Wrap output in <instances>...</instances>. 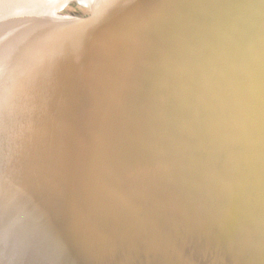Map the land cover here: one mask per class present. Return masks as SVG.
Segmentation results:
<instances>
[{"label": "bare ground", "instance_id": "6f19581e", "mask_svg": "<svg viewBox=\"0 0 264 264\" xmlns=\"http://www.w3.org/2000/svg\"><path fill=\"white\" fill-rule=\"evenodd\" d=\"M101 1L66 47V82L53 73L76 80L55 136L74 178L45 200L103 246L92 264H264V0ZM55 24L27 38L72 43ZM109 26L114 51L88 78L80 46ZM127 194L133 218L115 200Z\"/></svg>", "mask_w": 264, "mask_h": 264}, {"label": "rangeland", "instance_id": "374dc122", "mask_svg": "<svg viewBox=\"0 0 264 264\" xmlns=\"http://www.w3.org/2000/svg\"><path fill=\"white\" fill-rule=\"evenodd\" d=\"M95 1L96 4H94V8L92 9L88 3L85 5L78 0H0V78L3 75L9 74L11 70L13 71L12 68L15 67L14 64L16 62L20 63L32 56L37 57L39 60L45 57L43 59L45 60L44 63L50 62L51 64L58 65L59 70L56 68L58 72L63 65L69 64L71 66L69 62L71 57L67 55L69 51L66 47H72L73 41L76 40L74 32L83 34V31L93 27L87 20L79 18H89L93 12H96L95 18L92 21L96 23L104 15L102 11H97L99 5L103 4L102 1ZM169 1L165 0L168 4L162 3V6L165 3L163 8L169 5ZM37 4L39 6L46 4L50 10L52 7V9L56 8L61 17L55 15L53 19L51 15L46 18V15L35 14ZM45 8L49 9L48 7ZM88 8H91V12L88 11ZM141 9L139 8L137 11L140 10L139 12H141ZM21 12L23 15H20ZM132 12L134 14L139 13ZM130 14L129 18L133 16L132 13ZM34 19H39V21L41 20L50 26L58 20L54 27L59 28L60 26L65 32H68L71 28L68 32L69 34H66V36H71V39L68 37L67 41L71 40L72 43L69 44L64 39L54 41L55 37H52L53 40L50 38L49 41H54V44H58L57 49L53 50L52 44L48 49V43L46 42V50L38 51L39 53L36 52V50H40L44 45L41 44L43 41L39 43L34 36L27 38L34 33V27L31 24L35 22L39 23V21H35ZM125 21H128V17L123 22ZM87 22L88 24H85ZM110 26V29L107 31L108 33L100 36V39L97 37H85L86 41L80 46V49L85 48V50L83 52L84 55L79 50V56L82 55V59L86 54L85 59L87 58V63L83 65L79 63L78 66L81 67L88 78H92L95 73H101L106 69L102 67L104 63L103 59L110 55V51H114L108 47L111 36L110 32L112 29L115 30L114 26ZM80 37L76 38L79 39ZM20 40H23L25 44ZM75 53L77 54L78 51ZM75 53L73 51V55ZM110 59L112 60L113 58L110 57ZM101 60H103V63ZM39 64L41 65L42 62ZM100 67L102 69H99ZM53 73L55 72L51 71L49 67L47 75L49 77L46 79L48 86L57 84L55 78H53ZM62 73H58L60 76L57 75L56 77L59 82L63 77L70 76V73L67 71ZM73 77L74 75L71 81L76 82ZM63 81L66 82L65 78H63ZM75 82L66 87L61 85L62 87L59 88H62L63 95L60 96L59 93L58 98L54 92V88L58 89V85L50 87L49 90L51 89V91H48V93L47 91L45 94L43 92L42 98L45 99L47 97L44 107L36 106L37 102L33 101V99V104L32 102L29 103V92L35 87V84L32 87L29 81L22 83V89L19 93L10 90L9 93L0 95V116L3 117L6 111L8 113L9 109L7 105L13 107L14 113L12 116L14 117V121L21 118L27 123L24 128H18L16 130L17 135L13 137H17L19 140L21 139V142H27L29 145V161H18L12 156V154L15 155L13 150L11 151L7 147L9 142L6 140V137L0 138V147L8 150V153H0V264H87V262L92 264L93 259L102 256L100 253L103 251V246L102 248L99 247L100 242L94 236L89 238L87 233L82 229L75 230L74 228H70L68 224L64 225L60 212L61 205L58 204L59 201L52 200V202L50 201L51 203H47V198L54 197L58 190H64V185L61 186V183L67 181L69 178V175L65 172L63 163V156L66 153L65 146L61 142V138L55 136L64 126H67L65 121L67 118L64 117L62 111H65L63 109L64 104L68 102V97L66 96L70 94V89ZM42 85L47 89V85L42 83L37 84L36 89H41ZM64 91L66 92L65 94ZM61 98L62 100H60ZM32 109L37 113L35 114L37 116V123H31L30 121L34 119L28 117L30 114L27 113ZM64 178L65 180L63 181ZM72 178L68 179V181H71ZM25 180L36 181L35 193L31 194L30 186L23 188L20 181L25 182ZM43 182L45 183L42 186ZM40 188L42 191H40ZM118 193L124 194L122 188L116 194ZM126 197H116L115 199L126 200L123 202L119 201V213L124 212L133 218L134 212L132 209H135L134 198L128 196V194ZM141 219L144 222L143 224L148 223L145 215H142ZM137 223L139 225V221ZM65 237H68L70 241H65Z\"/></svg>", "mask_w": 264, "mask_h": 264}, {"label": "water", "instance_id": "95a60500", "mask_svg": "<svg viewBox=\"0 0 264 264\" xmlns=\"http://www.w3.org/2000/svg\"><path fill=\"white\" fill-rule=\"evenodd\" d=\"M79 2H81L82 4L84 3V0H78ZM87 5V4H85ZM95 14L96 12H93L89 18L83 19V18H79L81 20H88V21H93V18H95ZM21 38V37H20ZM19 38V39H20ZM53 40V38H52ZM22 42H24L23 40H20ZM15 42V39H14ZM47 38V48L49 49V47L52 46L54 47L53 50L58 47V44H54V41L50 42ZM40 43V42H39ZM25 44V42H24ZM44 46L40 49V50H36V52L41 51V50H46L45 46H46V41L43 43ZM56 51V50H55ZM54 51V52H55ZM45 57H42L41 60H39L37 57H30L29 59H26L20 63H15L9 74L7 75H3L2 78H0V95H5L7 93H9L10 90H14L15 93H19L21 92V85L22 83H25L26 81H29L31 86L33 87L35 84V87L29 92V98H30V102H32L35 100L37 102L36 106L39 107H44L46 104V100L47 97L45 99L42 98V93L44 92V94L48 93V91L50 92L51 89L49 90L50 86H48L46 84V79L49 77H47L48 75V70L49 67L51 68V71L53 70L56 74H58V70H59V66L55 65V64H51L50 62L47 63L43 60ZM43 60V61H42ZM42 62V64L40 65L39 63ZM44 63V64H43ZM56 68H58V70H56ZM25 77H27L25 80H23ZM42 83L47 85V89L45 86L42 85L41 89H36L37 84ZM41 86V85H39ZM54 92L56 93V97H59V93L60 96L63 95L62 92V88H54ZM53 93V91H52ZM66 92L64 91V94ZM63 98V97H62ZM62 98L60 100H62ZM33 99V101H32ZM7 108L9 109L8 113L6 111V114L2 117L0 116V138L1 137H6V140H8L9 144L7 145V147H9L11 149V151L13 150V152L15 153L12 154L13 158H15V160H20L23 162L29 161V145L27 144V142H21V139L19 140L17 137H13L16 134V130L18 128H24L25 125H27L26 122H24L21 118H19V120L14 121V117L12 116V114L14 113L13 111V107L7 105ZM27 114H30V116L28 117H32V121H30L31 123L35 122L37 123V116L35 114H37L34 109L30 110ZM35 117V118H34ZM9 123V124H7ZM10 129V130H9ZM8 134V135H7ZM3 148V149H2ZM0 153H8V150L4 147H0ZM93 155V154H92ZM4 158H6L3 155ZM93 163V162H92ZM8 170V169H7ZM23 188H27L28 186H30L31 188V194L36 192V181L34 180H25V182H21ZM45 182L42 183V186ZM40 191H42L40 189ZM104 264H108V261H106Z\"/></svg>", "mask_w": 264, "mask_h": 264}]
</instances>
